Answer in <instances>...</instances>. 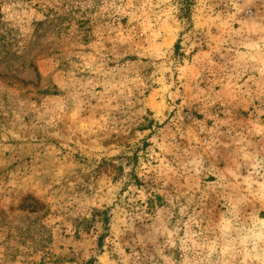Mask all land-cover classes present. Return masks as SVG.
<instances>
[{"label":"rangeland","instance_id":"374dc122","mask_svg":"<svg viewBox=\"0 0 264 264\" xmlns=\"http://www.w3.org/2000/svg\"><path fill=\"white\" fill-rule=\"evenodd\" d=\"M189 2L0 0V264H264V0Z\"/></svg>","mask_w":264,"mask_h":264},{"label":"trees","instance_id":"16d2710c","mask_svg":"<svg viewBox=\"0 0 264 264\" xmlns=\"http://www.w3.org/2000/svg\"><path fill=\"white\" fill-rule=\"evenodd\" d=\"M190 0H179V2L183 5L182 7H180V10L183 11V16L187 15L189 13V2ZM188 6V7H187Z\"/></svg>","mask_w":264,"mask_h":264}]
</instances>
